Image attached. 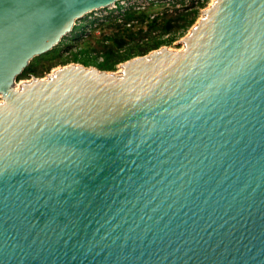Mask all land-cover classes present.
I'll list each match as a JSON object with an SVG mask.
<instances>
[{
	"label": "water",
	"instance_id": "water-1",
	"mask_svg": "<svg viewBox=\"0 0 264 264\" xmlns=\"http://www.w3.org/2000/svg\"><path fill=\"white\" fill-rule=\"evenodd\" d=\"M117 1L0 0V264H264V0L14 85Z\"/></svg>",
	"mask_w": 264,
	"mask_h": 264
},
{
	"label": "trees",
	"instance_id": "trees-1",
	"mask_svg": "<svg viewBox=\"0 0 264 264\" xmlns=\"http://www.w3.org/2000/svg\"><path fill=\"white\" fill-rule=\"evenodd\" d=\"M149 4L150 6H157V3L154 2ZM117 7L120 9L121 6L117 5ZM193 7L183 8L185 11L175 10L174 13L170 14H163L162 12L161 14H153L155 9L150 7L131 6L124 10L120 9L122 12L120 21L117 22L118 18L108 17L99 23L101 26L105 25L110 28V30L98 39V47H91L88 41H82L81 47L78 51L71 53L70 59L72 62H80L85 66H95L98 69L108 71L113 70L118 63L134 56L146 54L165 43L171 42L173 40L172 34L184 31L194 23L198 11ZM81 27L79 24L73 26L70 35L74 41ZM164 35L168 36L164 38ZM138 38H141V41L145 38L144 44L136 42L135 40ZM58 52L59 49L55 46L51 50L35 56L16 79L28 78L31 75L41 76L43 72H48L50 65L46 64V61ZM98 56L101 57L99 61L97 60Z\"/></svg>",
	"mask_w": 264,
	"mask_h": 264
},
{
	"label": "rangeland",
	"instance_id": "rangeland-1",
	"mask_svg": "<svg viewBox=\"0 0 264 264\" xmlns=\"http://www.w3.org/2000/svg\"><path fill=\"white\" fill-rule=\"evenodd\" d=\"M212 1L213 0H118L115 5H120L121 10H124V8L122 7L124 5H121V4H129L131 6L132 5L138 6L140 8L150 7V8L155 9L153 14H161V12L163 14H170V13H174L175 10L182 11L184 10L183 8L194 6L193 9H196L198 11L196 14L195 21H194L195 23L201 16L202 9L206 8ZM150 2L157 3V6H150L149 4ZM120 9L119 7H114L112 5L108 8H102V9H97L95 11H92L86 14L83 18L77 20L76 24H79L82 27L81 29L78 30L75 41L71 39V35L70 33H68L66 37L63 39V41L59 45H56V47H58L59 49L58 54H55L51 59H48L46 61V64L50 65L49 66L50 70L48 72H43L41 76H36V77H44L46 76L47 73H50L52 70L58 67H61L63 65H67L69 63L82 64L80 62H72L70 59L71 53L78 51L79 47H81L82 41H88L91 47L97 48L98 39L101 37L102 34L108 33L110 30V28H107L105 25L101 26V24L99 23L101 21H105L106 18L108 17H111V18L115 17V18H118L117 22L120 21L119 18H121L122 16V12ZM191 26L186 28L184 31H178L175 34H172L173 40L161 46H167L173 50L181 48L182 47L181 40L189 32ZM167 36L168 35H164V38ZM145 40L146 39L144 38L141 41V38H138L135 41L141 44H144ZM97 60L98 61L101 60V57L98 56ZM64 62H67V63L63 64ZM121 63L116 64L114 69L110 71H114V72L118 71L120 69ZM30 78L31 77L17 79L14 85L15 86L17 84L19 85L20 81H23L25 79H30Z\"/></svg>",
	"mask_w": 264,
	"mask_h": 264
},
{
	"label": "built area",
	"instance_id": "built-area-1",
	"mask_svg": "<svg viewBox=\"0 0 264 264\" xmlns=\"http://www.w3.org/2000/svg\"><path fill=\"white\" fill-rule=\"evenodd\" d=\"M121 5H124V6H122L124 9L125 8H128V7H130L131 5H129V4H121ZM114 7H117V5H113ZM133 6V5H132ZM135 7H138V6H135ZM95 11V10H94Z\"/></svg>",
	"mask_w": 264,
	"mask_h": 264
},
{
	"label": "flooded vegetation",
	"instance_id": "flooded-vegetation-1",
	"mask_svg": "<svg viewBox=\"0 0 264 264\" xmlns=\"http://www.w3.org/2000/svg\"><path fill=\"white\" fill-rule=\"evenodd\" d=\"M75 24H76V23H75ZM54 47H55V46H54ZM32 59H33V58H32ZM32 59H31V60H32ZM31 60H30V61H31ZM31 76H35V75H31ZM31 76H29V77H31ZM29 77H28V78H29ZM16 78H17V76H16ZM16 78H15V81L17 80ZM25 80H27V79H25ZM23 81H24V80H23ZM20 82H22V81H20ZM20 82H19V83H20Z\"/></svg>",
	"mask_w": 264,
	"mask_h": 264
},
{
	"label": "bare ground",
	"instance_id": "bare-ground-1",
	"mask_svg": "<svg viewBox=\"0 0 264 264\" xmlns=\"http://www.w3.org/2000/svg\"><path fill=\"white\" fill-rule=\"evenodd\" d=\"M16 86H18V84Z\"/></svg>",
	"mask_w": 264,
	"mask_h": 264
}]
</instances>
